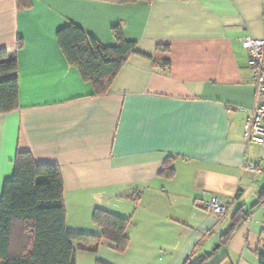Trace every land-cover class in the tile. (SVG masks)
Returning a JSON list of instances; mask_svg holds the SVG:
<instances>
[{
	"label": "crops",
	"instance_id": "1",
	"mask_svg": "<svg viewBox=\"0 0 264 264\" xmlns=\"http://www.w3.org/2000/svg\"><path fill=\"white\" fill-rule=\"evenodd\" d=\"M67 22L106 46L119 26L135 43L104 94L63 55L56 32ZM247 36L264 37V0H0V51L18 66V107L0 114V195L15 153L28 151L58 165L67 229L99 233L95 208L130 217L124 252L104 240L78 249L76 264L206 253L205 264H258L264 145L244 137L259 101ZM167 158L172 176L161 173ZM212 196L223 216L202 206Z\"/></svg>",
	"mask_w": 264,
	"mask_h": 264
},
{
	"label": "trees",
	"instance_id": "2",
	"mask_svg": "<svg viewBox=\"0 0 264 264\" xmlns=\"http://www.w3.org/2000/svg\"><path fill=\"white\" fill-rule=\"evenodd\" d=\"M113 34L116 44L106 46L73 22L56 32L63 55L91 83L94 95L108 90L134 52L135 43L125 40L119 26ZM17 73L15 55L0 51V114L18 107ZM171 163V158L164 161L161 173L165 176L174 173ZM63 193L57 164L36 162L28 151L15 153L12 176L3 183L0 195V264H76L78 249L94 251L104 240L117 252L126 250L130 217L95 208L91 218L99 233L69 230ZM209 257V253L187 257L184 264H205ZM258 264H264V253L259 254Z\"/></svg>",
	"mask_w": 264,
	"mask_h": 264
},
{
	"label": "built area",
	"instance_id": "3",
	"mask_svg": "<svg viewBox=\"0 0 264 264\" xmlns=\"http://www.w3.org/2000/svg\"><path fill=\"white\" fill-rule=\"evenodd\" d=\"M241 46L248 52V68L255 83L259 101L254 110L248 112L243 129L244 137L251 142L264 145V37L253 38L247 36L241 40ZM245 168L251 172H259L260 169L253 163L247 162ZM202 206L210 209L217 217L226 213V206L215 196L204 199ZM264 218V198L262 202ZM258 250L264 253V238L260 240Z\"/></svg>",
	"mask_w": 264,
	"mask_h": 264
},
{
	"label": "rangeland",
	"instance_id": "4",
	"mask_svg": "<svg viewBox=\"0 0 264 264\" xmlns=\"http://www.w3.org/2000/svg\"><path fill=\"white\" fill-rule=\"evenodd\" d=\"M131 243L133 244V245H135V243H136V246L138 245V242L135 240V239H131ZM103 244V243H102ZM216 245H218V243H216L214 246H213V248H215V246ZM78 251V250H77ZM163 251V250H162ZM88 257L90 258V260H86V259H79L78 260V262H77V264H92L93 263V258H94V255H93V257L91 256V255H88ZM165 257V254H164V252H159V253H157L156 254V259H163Z\"/></svg>",
	"mask_w": 264,
	"mask_h": 264
}]
</instances>
